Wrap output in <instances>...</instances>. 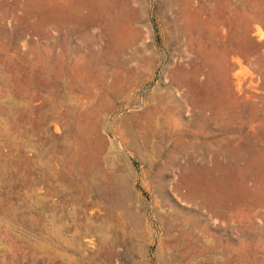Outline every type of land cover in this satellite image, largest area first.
Wrapping results in <instances>:
<instances>
[{
  "label": "rangeland",
  "instance_id": "obj_1",
  "mask_svg": "<svg viewBox=\"0 0 264 264\" xmlns=\"http://www.w3.org/2000/svg\"><path fill=\"white\" fill-rule=\"evenodd\" d=\"M0 264H264V0H0Z\"/></svg>",
  "mask_w": 264,
  "mask_h": 264
},
{
  "label": "bare ground",
  "instance_id": "obj_2",
  "mask_svg": "<svg viewBox=\"0 0 264 264\" xmlns=\"http://www.w3.org/2000/svg\"><path fill=\"white\" fill-rule=\"evenodd\" d=\"M220 34H221V37L224 36V34H225V30L222 29ZM68 112H69V114H71L70 111H68ZM158 112H159L158 108L155 107V108H153L152 110H150V111L148 112V114L146 115L145 118H146L148 121H153V120L157 117ZM71 121H72V120H71ZM222 187H224V188L226 189L225 194L227 195V197H228L229 199H231V198L233 197V195H234V192H233V188H232V186L230 185V183L228 182V183H226V184H222ZM235 201L240 202V199H239V198H238V199L236 198ZM205 228L207 229V227H205Z\"/></svg>",
  "mask_w": 264,
  "mask_h": 264
}]
</instances>
